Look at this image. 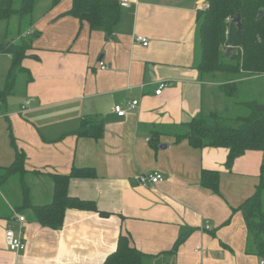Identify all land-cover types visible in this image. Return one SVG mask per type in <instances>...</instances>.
Masks as SVG:
<instances>
[{"label":"crops","instance_id":"1","mask_svg":"<svg viewBox=\"0 0 264 264\" xmlns=\"http://www.w3.org/2000/svg\"><path fill=\"white\" fill-rule=\"evenodd\" d=\"M117 1L128 6L109 36L67 14L72 0H35L30 24L5 39L32 40L5 111L0 105V167L14 161L10 131L26 154V171L0 185V264H102L121 231L145 254L143 264H261L246 253L247 229L234 209L264 173V148L246 150L227 168V148L175 141L196 116L231 117L223 78L197 69L196 18L207 0ZM10 64L11 55L0 53V88ZM131 100L137 104L124 116L114 112ZM84 116L102 119L100 138L76 134ZM72 167H90L95 175L70 178L68 194L94 201L108 215L67 208L59 228L40 225L30 207H21V181L32 205L47 204L49 173ZM203 169L219 172L218 193L200 185ZM153 171L163 180L138 181ZM16 214L25 217L19 251L4 238L8 225L17 232Z\"/></svg>","mask_w":264,"mask_h":264},{"label":"trees","instance_id":"2","mask_svg":"<svg viewBox=\"0 0 264 264\" xmlns=\"http://www.w3.org/2000/svg\"><path fill=\"white\" fill-rule=\"evenodd\" d=\"M52 4L60 0H51ZM0 0V21L8 20L12 15L20 17L32 15L35 0ZM208 7L198 11V37L201 55L197 69L201 74L222 77L220 88L228 97L238 92L236 78L246 79L264 76V0H207ZM262 14L258 16L259 11ZM67 14L79 21L88 23L91 30H101L109 36L119 22L122 9L117 0H72ZM240 15L241 28L232 21ZM229 18L230 20H228ZM30 36H22L17 42L0 41V53L11 55V64L0 88V105L5 111L7 98L11 95L17 72L23 70L21 62L31 46ZM230 45L229 51L224 45ZM249 109L248 114L225 117L217 112L201 114L185 123L181 133L175 135V141L187 140L192 147H224L228 154L226 167L230 168L234 159L246 150L264 148V102L256 100L240 101ZM104 124L98 116H84L76 134L98 139L102 136ZM10 143L14 148V161L9 166L0 167V185L12 174L22 175L25 169L26 154L18 146L13 133L9 132ZM38 172V171H37ZM52 181V198L49 203L34 206L29 199L28 186L21 181L22 208L30 207L37 222L46 227L59 228L67 208L101 211L92 200L81 199L68 194V182L72 177H92L94 169L90 167H72L69 173H49ZM200 185L214 193L219 192V172L201 171ZM264 173H261L254 193L235 210L240 211L247 229L246 253L256 255L264 264ZM183 236L172 246L174 251ZM145 254L132 245L130 235L120 232L115 249L110 252L102 264H143Z\"/></svg>","mask_w":264,"mask_h":264},{"label":"rangeland","instance_id":"3","mask_svg":"<svg viewBox=\"0 0 264 264\" xmlns=\"http://www.w3.org/2000/svg\"><path fill=\"white\" fill-rule=\"evenodd\" d=\"M41 1V0H40ZM20 0H15L14 7L19 6ZM38 10H36V13ZM36 15V14H35ZM33 16L20 17L18 14L12 15L8 20L0 21V41L10 39L19 35V32L27 25H29ZM29 23V24H26ZM26 24V25H24ZM24 25V26H22ZM19 41V40H18ZM230 45H224V48L231 50ZM15 86V83H14ZM13 86V89H14ZM256 100L258 102H264V76L262 77H251L246 79H239L238 81V92L234 97H228L229 109H227V116L235 117L238 115H246L249 109L240 103V101ZM262 203L264 209V192L262 193ZM247 247V246H246Z\"/></svg>","mask_w":264,"mask_h":264},{"label":"built area","instance_id":"4","mask_svg":"<svg viewBox=\"0 0 264 264\" xmlns=\"http://www.w3.org/2000/svg\"><path fill=\"white\" fill-rule=\"evenodd\" d=\"M119 4L121 7L128 6V2H125V1H122ZM207 7L208 6L206 5L203 8H207ZM227 19L230 20L229 18ZM136 41L144 46L148 44L147 38L143 36H137ZM100 65H101V68H105V64L102 61L100 62ZM165 85H166L165 82L160 83L155 93L160 94L162 88ZM135 104H137V100L127 101L126 102L127 106H124L123 104H116L114 105L113 110L118 116H124L126 114V109L134 106ZM137 179L139 182L143 184L144 183L155 184L163 180V175L161 174V172L153 171L147 174L145 173L139 174L137 176ZM15 216H16V219L19 221L18 230L16 232L11 225H8L4 232V238H5L6 245L10 250L19 251V250L24 249V241L22 239V232H23V221L25 220V217L22 215H18V214H16ZM205 228H208V226L206 225ZM260 263L262 264L263 261H260Z\"/></svg>","mask_w":264,"mask_h":264},{"label":"water","instance_id":"5","mask_svg":"<svg viewBox=\"0 0 264 264\" xmlns=\"http://www.w3.org/2000/svg\"><path fill=\"white\" fill-rule=\"evenodd\" d=\"M261 14H262V10L259 11L258 16H260ZM232 21H233L234 23H236L237 26H238L239 28H241V22H240V15H239V14H236V15L232 18ZM228 48L232 49V47H228ZM228 50H229V49H228Z\"/></svg>","mask_w":264,"mask_h":264}]
</instances>
